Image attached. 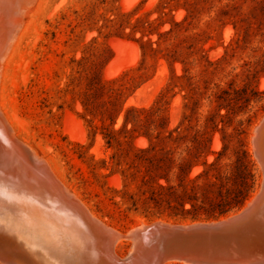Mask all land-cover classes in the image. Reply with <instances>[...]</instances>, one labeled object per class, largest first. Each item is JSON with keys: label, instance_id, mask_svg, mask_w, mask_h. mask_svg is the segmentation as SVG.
<instances>
[{"label": "rangeland", "instance_id": "1", "mask_svg": "<svg viewBox=\"0 0 264 264\" xmlns=\"http://www.w3.org/2000/svg\"><path fill=\"white\" fill-rule=\"evenodd\" d=\"M131 1L35 0L2 68L1 88L3 111L18 140L47 160L91 214L120 230L140 219L160 218L126 211L121 197L119 166L149 144L146 136L132 131L134 126L145 128L140 126L144 114L132 112L122 128L126 109H153L152 122L141 124L152 136L155 129L169 130L181 121L182 128L189 125L212 134L207 143L212 153L205 164L199 159L190 178L215 159L222 138L227 153L215 168L223 170L221 165L234 160L240 138L254 171L250 195L260 180L250 135L264 113V74H249L258 54L252 48L258 45L255 29L264 24V0H178L170 9L160 8L162 0ZM244 29L252 32L249 43L237 46ZM190 86L197 87L196 94L188 91ZM108 132L111 146L104 137ZM152 136L155 149L176 145ZM137 170L131 168L135 180L130 190L139 184L142 171ZM213 172L209 169L208 174ZM171 182L181 189L177 180ZM197 182L205 183V176ZM126 248V240L114 245L116 254ZM174 261L164 264H182Z\"/></svg>", "mask_w": 264, "mask_h": 264}, {"label": "water", "instance_id": "2", "mask_svg": "<svg viewBox=\"0 0 264 264\" xmlns=\"http://www.w3.org/2000/svg\"><path fill=\"white\" fill-rule=\"evenodd\" d=\"M250 142L260 171L257 188L239 209L216 219H142L145 223L139 220L120 230L98 217L90 216L89 211L70 201L64 194L61 196L70 202H61L67 205L68 214L74 215L79 224L94 237L93 244L102 264H163L168 260L187 264H264V113L252 127ZM3 158L0 157L1 197L13 200L2 188L31 192L22 171L17 174L2 169L6 162L2 163ZM36 197L40 195L36 193ZM19 202L23 211L28 209L24 207L25 203ZM118 238L127 241V248L124 253L113 255L112 246ZM0 264L43 263L21 244L0 237Z\"/></svg>", "mask_w": 264, "mask_h": 264}, {"label": "trees", "instance_id": "3", "mask_svg": "<svg viewBox=\"0 0 264 264\" xmlns=\"http://www.w3.org/2000/svg\"><path fill=\"white\" fill-rule=\"evenodd\" d=\"M178 0H162L160 8L168 7L169 9L177 4ZM201 0H193L196 4ZM188 2V0H184ZM163 12V11H162ZM163 14H166L165 12ZM152 24V23H149ZM177 25V23H175ZM137 25L134 28L137 30ZM169 29V31H171ZM142 31V30H140ZM254 36H258V45L252 48L255 55V68L249 74L255 77L257 74H264V24L257 26ZM143 33V32H142ZM252 32L243 30L242 35L236 38L237 46L243 44L245 47L249 43V36ZM197 87L190 86L193 94L197 93ZM223 93H228L222 90ZM220 97V96H219ZM223 100L225 98H222ZM193 99V104L196 103ZM193 109V108H191ZM137 112V117L144 114V120L140 119V126L145 127L143 130L134 126L132 131L139 135L147 137L149 144L143 148H137L133 152V158L126 163V166H119L118 170L122 176V188L120 190L122 199L126 202V211H133L139 213L146 219L151 218H165L170 220H194L198 218H216L226 214L232 209L240 207L244 201L249 197L254 188V171L251 160L247 150L244 148L242 140L239 138V147L235 151V157L232 161L230 158L224 165H221L223 170L215 168L219 158L227 153V144L224 138L223 147L217 152L215 159L207 164L206 168L199 172L194 177H189L191 169L197 164L199 159H203L205 164V157L212 153L207 144L211 140V135L206 130L193 129L192 126H185L182 128L183 121L169 130H164V126L160 129H155V135L148 133V126L145 122L151 123L150 114L153 109L148 111L135 110L133 107L126 109L122 128L130 121L129 114ZM187 116H184V119ZM161 124H164V119H159ZM192 132H191V130ZM122 131V129H120ZM165 131V132H164ZM118 132V131H117ZM128 132V131H124ZM108 132L104 135L108 146H111L112 137ZM130 134V133H129ZM131 135V134H130ZM151 136L159 140H167L175 142V146L156 145L151 142ZM191 141L192 146H181L182 142ZM195 144V145H194ZM113 158V155L110 159ZM135 163L136 166H133ZM115 165H119L115 162ZM114 166L110 167L109 175L113 173ZM131 168H137V172H141L139 184L135 186V190H130L129 185L135 180V173ZM209 169H214L213 174H208ZM162 170L163 173L154 172ZM205 176V183H198L197 180ZM177 180L178 191L176 186L171 182ZM163 181V182H162Z\"/></svg>", "mask_w": 264, "mask_h": 264}, {"label": "bare ground", "instance_id": "4", "mask_svg": "<svg viewBox=\"0 0 264 264\" xmlns=\"http://www.w3.org/2000/svg\"><path fill=\"white\" fill-rule=\"evenodd\" d=\"M34 2L35 0H0V157L5 158L2 163L6 161L3 170L14 171L17 174L22 171L26 175L29 184L27 188L31 191L22 193L23 189H1L13 200H5L0 195V237L21 244L43 264H102L93 244L94 237L79 224L74 215L68 214L67 205L61 200L80 204L86 210L88 208L73 195L72 191L70 193L45 158L40 157L28 146L29 144L18 140L15 130L13 131L9 125L11 122L6 119L3 111L2 68L8 61L10 51L21 37L24 16ZM110 66L109 63L106 68ZM36 193L40 195L39 198L36 197ZM62 194L70 201L62 197ZM56 199L58 200L55 205ZM20 200L26 204L24 207H28L24 209L26 212L19 205ZM90 216L96 215L90 213ZM140 221L145 223L142 219ZM121 240L124 238H118L114 242L113 255H117L114 251L115 243Z\"/></svg>", "mask_w": 264, "mask_h": 264}]
</instances>
